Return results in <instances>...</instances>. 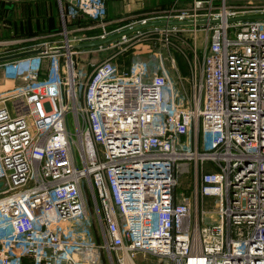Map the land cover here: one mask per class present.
I'll use <instances>...</instances> for the list:
<instances>
[{
  "label": "built area",
  "instance_id": "2783aa9c",
  "mask_svg": "<svg viewBox=\"0 0 264 264\" xmlns=\"http://www.w3.org/2000/svg\"><path fill=\"white\" fill-rule=\"evenodd\" d=\"M58 1L47 39H0V56L40 48L0 62V264H264V18H246L264 0L115 18L106 0ZM158 21L191 24L77 47ZM147 33L162 36L148 58L80 80L78 53ZM184 33L187 89L164 58Z\"/></svg>",
  "mask_w": 264,
  "mask_h": 264
},
{
  "label": "rangeland",
  "instance_id": "374dc122",
  "mask_svg": "<svg viewBox=\"0 0 264 264\" xmlns=\"http://www.w3.org/2000/svg\"><path fill=\"white\" fill-rule=\"evenodd\" d=\"M214 2L218 3L219 1L215 0ZM173 4L175 6L189 7L191 0H108L107 15L109 18H113L114 16H123L128 13L145 14L154 11V8L166 9ZM218 9L216 8V11ZM60 21V10L57 0H14L12 9H5L0 6V36L3 37L13 34L27 35L29 33H36L35 35H38L41 39V36L44 35L45 37L46 34H50L47 33L49 29L58 25ZM189 36L188 33H184L180 37L175 34L168 37L172 45L170 44L168 49L165 48L166 53L164 55L167 64L171 62L172 58L174 59L175 73L179 75L181 83L186 89L188 87L187 76L189 71L187 58L190 56ZM161 37L158 33L154 35L147 33V35H141L142 39L136 37L131 41L108 48L78 53L76 59L80 67V80L83 81L88 76L93 65L110 56H114L113 60L117 62L118 57L123 59L126 57L128 50L131 51V57L134 54L133 58H140L141 60L148 58L154 48V44L158 45V41L162 40ZM47 38L45 37V39ZM127 46L129 48H126ZM2 49L3 47L0 46V50ZM179 174L177 190L190 194L192 175L185 172H179ZM209 201V207H212L214 199H210ZM134 259L137 264L161 263L158 257L151 255L145 257L142 253H137Z\"/></svg>",
  "mask_w": 264,
  "mask_h": 264
},
{
  "label": "water",
  "instance_id": "95a60500",
  "mask_svg": "<svg viewBox=\"0 0 264 264\" xmlns=\"http://www.w3.org/2000/svg\"><path fill=\"white\" fill-rule=\"evenodd\" d=\"M246 18H264V15H257V16L253 15V16H247ZM167 24H171V25H186V24H191V22H189V21H171V22L158 21V22H150V23H147V24L138 25V26H136L134 28H131V29L124 30L122 32H119L117 34H114V35L109 36V37L104 38V39L80 43V44H78L77 47L84 48V47H95V46H98V45H103L105 43H108V42H111V41H113L115 39H118L122 35L130 34L131 32H134L136 30H141V29H144L146 27L153 26V25H167ZM39 51H40V48H32V49H27V50H23V51L11 53V54L3 55V56H0V62L4 61V60H7V59L17 58V57H21V56L29 55V54H34V53H37ZM0 184H1V182H0Z\"/></svg>",
  "mask_w": 264,
  "mask_h": 264
},
{
  "label": "trees",
  "instance_id": "16d2710c",
  "mask_svg": "<svg viewBox=\"0 0 264 264\" xmlns=\"http://www.w3.org/2000/svg\"><path fill=\"white\" fill-rule=\"evenodd\" d=\"M107 1H108V0H106V3H107ZM13 4H14V1H6V0H2V1H0V6H1L2 8H5V9H12ZM63 5H64V9L66 10V8H67V6H68L66 0H63ZM152 8H154V7H152ZM107 11H108V10H107ZM120 16H121V15H120ZM107 17H109V16L107 15ZM117 17H119V16H117ZM86 22H88V19H87V18H84V17H82V16L79 15V16H77V17L73 20V22H71L70 24H84V23H86ZM60 27H61V21L59 22L58 25L51 27V28L49 29V32H47V33H51V32L57 31ZM35 34H36V33H29V34H27V35L13 34V35H10V36H5V37H25V36H33V35H35ZM0 37H3V36H0ZM88 48H90V47H88ZM130 53H131V51L128 50V51L126 52V57H125L124 59L118 57V61H119V62L117 61V63L120 64V66H121L122 68H125V67L129 66V64L131 63V61H132V59H133V57H134V54H132L133 56L131 57Z\"/></svg>",
  "mask_w": 264,
  "mask_h": 264
},
{
  "label": "crops",
  "instance_id": "0c3cea01",
  "mask_svg": "<svg viewBox=\"0 0 264 264\" xmlns=\"http://www.w3.org/2000/svg\"><path fill=\"white\" fill-rule=\"evenodd\" d=\"M0 1H2V0H0ZM6 1H14V0H6ZM57 2H58V6H59V1L57 0ZM62 2H63V0H62ZM107 3H108V1H107ZM107 10H108V5H107ZM115 17H117V16H114L113 18H115ZM0 38H12V37H0Z\"/></svg>",
  "mask_w": 264,
  "mask_h": 264
}]
</instances>
